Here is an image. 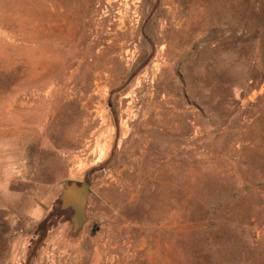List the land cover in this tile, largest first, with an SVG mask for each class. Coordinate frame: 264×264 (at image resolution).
<instances>
[{"label": "rangeland", "instance_id": "obj_1", "mask_svg": "<svg viewBox=\"0 0 264 264\" xmlns=\"http://www.w3.org/2000/svg\"><path fill=\"white\" fill-rule=\"evenodd\" d=\"M0 264H264V0H0Z\"/></svg>", "mask_w": 264, "mask_h": 264}, {"label": "water", "instance_id": "obj_2", "mask_svg": "<svg viewBox=\"0 0 264 264\" xmlns=\"http://www.w3.org/2000/svg\"><path fill=\"white\" fill-rule=\"evenodd\" d=\"M89 186L87 183H69L65 186L61 196V207L69 208L73 212L72 224L79 228L84 221L85 204Z\"/></svg>", "mask_w": 264, "mask_h": 264}, {"label": "bare ground", "instance_id": "obj_3", "mask_svg": "<svg viewBox=\"0 0 264 264\" xmlns=\"http://www.w3.org/2000/svg\"><path fill=\"white\" fill-rule=\"evenodd\" d=\"M168 2V1H167ZM175 6V5H173ZM138 10V9H137ZM137 15V14H136ZM164 18L166 21L170 23H175V24H179L180 26H184V28L188 25V23L186 22L185 23V20H182L180 17H176L173 13L171 15H164ZM120 23V26L118 28H116V30H120L121 28L124 27V22H119ZM185 23V24H184ZM183 28V29H184ZM127 35V32L126 30L122 31V32H119V34L116 35V37H114L110 42L109 44L104 47L102 49L101 52H99V54L97 56L94 57V61H95V65L98 66L99 68H101L102 70H104L105 68L108 69V64H109V61H107L105 59L106 56H108L109 54L113 53L114 51H117L118 49L119 50H122V45L121 44H118V43H115L113 42L114 40L115 41H118L119 38H123ZM159 41V40H158ZM85 76H88V75H85ZM89 77V76H88ZM107 195V194H106Z\"/></svg>", "mask_w": 264, "mask_h": 264}]
</instances>
